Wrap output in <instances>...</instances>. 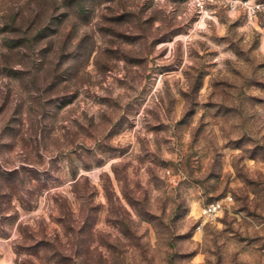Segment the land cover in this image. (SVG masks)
Wrapping results in <instances>:
<instances>
[{
	"label": "rangeland",
	"instance_id": "1",
	"mask_svg": "<svg viewBox=\"0 0 264 264\" xmlns=\"http://www.w3.org/2000/svg\"><path fill=\"white\" fill-rule=\"evenodd\" d=\"M0 264H264V0H0Z\"/></svg>",
	"mask_w": 264,
	"mask_h": 264
},
{
	"label": "built area",
	"instance_id": "2",
	"mask_svg": "<svg viewBox=\"0 0 264 264\" xmlns=\"http://www.w3.org/2000/svg\"><path fill=\"white\" fill-rule=\"evenodd\" d=\"M243 4L251 14L256 13L261 8L260 4L251 3L250 1H243ZM232 201L233 196L227 195L224 198L214 199L206 203L200 211L199 223L197 226L198 229H201L206 221L218 216L221 212H223L227 205Z\"/></svg>",
	"mask_w": 264,
	"mask_h": 264
}]
</instances>
